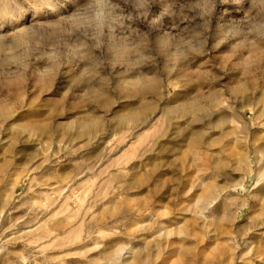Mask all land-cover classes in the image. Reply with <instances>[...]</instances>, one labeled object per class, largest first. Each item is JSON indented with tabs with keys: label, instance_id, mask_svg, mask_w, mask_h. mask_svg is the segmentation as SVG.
<instances>
[{
	"label": "rangeland",
	"instance_id": "rangeland-1",
	"mask_svg": "<svg viewBox=\"0 0 264 264\" xmlns=\"http://www.w3.org/2000/svg\"><path fill=\"white\" fill-rule=\"evenodd\" d=\"M0 264H264V0H0Z\"/></svg>",
	"mask_w": 264,
	"mask_h": 264
},
{
	"label": "bare ground",
	"instance_id": "bare-ground-1",
	"mask_svg": "<svg viewBox=\"0 0 264 264\" xmlns=\"http://www.w3.org/2000/svg\"><path fill=\"white\" fill-rule=\"evenodd\" d=\"M121 256H122V255L120 254V252H118V255H117V258H118L117 260H118V261H121ZM119 258H120V259H119Z\"/></svg>",
	"mask_w": 264,
	"mask_h": 264
}]
</instances>
